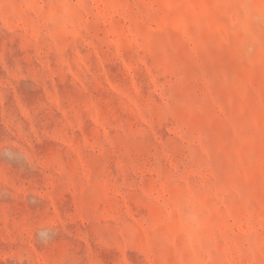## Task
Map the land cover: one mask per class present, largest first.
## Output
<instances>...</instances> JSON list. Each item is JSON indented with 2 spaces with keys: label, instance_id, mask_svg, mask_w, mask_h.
Instances as JSON below:
<instances>
[{
  "label": "rangeland",
  "instance_id": "374dc122",
  "mask_svg": "<svg viewBox=\"0 0 264 264\" xmlns=\"http://www.w3.org/2000/svg\"><path fill=\"white\" fill-rule=\"evenodd\" d=\"M0 264H264V0H0Z\"/></svg>",
  "mask_w": 264,
  "mask_h": 264
}]
</instances>
